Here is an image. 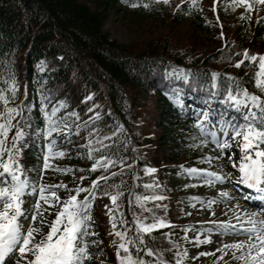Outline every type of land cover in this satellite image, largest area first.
Segmentation results:
<instances>
[{"label": "trees", "instance_id": "trees-1", "mask_svg": "<svg viewBox=\"0 0 264 264\" xmlns=\"http://www.w3.org/2000/svg\"><path fill=\"white\" fill-rule=\"evenodd\" d=\"M205 1L198 0L194 5L191 0L167 3L164 0H0V89L7 93V82L14 78L18 90L10 103L20 104L25 100L32 105L28 111L31 118L21 123V127L27 125L28 135L19 144V160L27 175L36 180L43 163L45 138L32 134L44 125L39 107L41 93L47 97L49 110L57 106L55 115L62 118L71 133L67 138L63 131L52 133L57 137L58 148L67 150L64 156L52 158V164L73 169L61 173L50 168L44 174L69 176L83 186L96 176L107 175L108 171L117 173L106 183H99L91 210L93 227L89 229L96 234L89 240L97 243L89 245L92 257L86 264H117L118 240L109 217L100 210L99 198L103 196L100 192H122L116 201L120 205L116 220L122 215L124 220L132 222V214L139 207L134 196L148 190L145 185L155 178L157 171L176 172L180 165L185 167L204 160L198 157L205 154L219 155L211 141L205 148L190 147L193 143L190 137L203 138L193 127L194 108L209 107L215 113L225 114L226 119L237 115V110L223 103L222 96L207 100L212 72L222 74L217 77L218 83L225 80L224 73H231L250 92L264 95L254 86L255 69L249 62L245 60L240 67L235 65L244 49L250 54H264V20L258 19L264 17V12L254 15L255 0H250L251 11L239 0L235 5L232 0H216L215 9L213 1L209 4ZM115 17H120L128 30L133 28L134 37L129 42L117 40L105 29L106 22ZM45 58L61 61L57 66L44 67L41 60ZM180 69L189 76L188 82L178 76ZM177 87L183 105L172 98ZM61 100L63 106L58 103ZM149 102H152V114L146 126L139 130L137 127L144 123L141 115ZM65 113L69 115L65 117ZM77 125H82L79 132ZM15 130H10L9 137ZM88 140L93 141V157H113L131 167L114 163L107 170L91 171L94 159L87 155ZM100 144L105 147L101 148ZM227 155L237 158L240 150L233 147ZM227 157L216 161L227 163ZM145 166L155 168V172H146ZM133 175L136 179H132ZM81 176L83 180L79 179ZM121 181L120 187H111ZM176 187L184 198L202 194L184 186ZM179 202L175 206L179 207ZM162 209L155 207L153 212L160 213V217H155L166 219ZM185 216L179 214L178 220L173 221L167 218L172 222L153 229L151 237L145 234L148 245L159 249L170 264L178 259L170 231L177 229L174 233L183 238L185 230L178 228L181 224H192ZM148 217L153 220V213ZM140 255L156 259L143 252Z\"/></svg>", "mask_w": 264, "mask_h": 264}, {"label": "snow or ice", "instance_id": "snow-or-ice-1", "mask_svg": "<svg viewBox=\"0 0 264 264\" xmlns=\"http://www.w3.org/2000/svg\"><path fill=\"white\" fill-rule=\"evenodd\" d=\"M164 2L167 3L168 0H164ZM191 2L194 5L198 4V0H191ZM236 2L237 0H232L233 5ZM260 2L264 3V0H260ZM215 3L216 0H213V9H215ZM239 3L244 4L251 11L252 3H250V0H239ZM132 6L135 7L136 4L133 3ZM144 6L147 7L148 5L145 4ZM240 15L244 16V13ZM258 19L264 20V17H258ZM245 60L255 69L252 74L255 88L264 94V54H250L247 49H244L241 59L235 60V65L240 67ZM184 72L185 70L180 69L178 76H182L183 80L188 82L189 76L185 75ZM221 75L218 72L211 73L209 89L211 94L207 96V100L210 102L222 96L223 103L229 108L237 110V115L226 119L225 114L215 113L209 107L194 108L193 127L203 138L190 137L193 141L190 147L204 146L211 141L214 150L219 155L212 157L210 154H205L204 157H198V159L207 160L209 163L213 159L219 160L225 153L230 152L233 147L239 148L238 161H234L232 155L227 157V162L238 168L239 176L235 179L241 184L250 185L264 191V147H261V145H264V95L250 92L243 86L242 80L231 73H224L225 80L218 83L217 77ZM7 83L9 85L7 93L4 89H0V104H2V108H0V261H4L6 264L7 259L18 253L17 264H86V261L91 260L92 257L89 245L97 243L95 240H89L90 236L96 235L94 232H90L89 229L93 227L91 210L93 201L97 196L99 183H106L109 177H113L117 173L108 171L107 175L96 176L89 185L76 184L72 188H69L63 181L56 184L44 182L45 169L51 168L61 173L72 172L73 169L68 166L61 167L52 164V158L62 157L67 151L58 148L56 144L57 137H53L52 133L59 134L63 131L66 134L65 138L70 136L71 133L69 126L63 123L62 118L55 115L58 111L57 106L53 105L49 110L45 102L47 97L41 93L39 107L44 118V125L42 128H36L32 134L41 135L45 138V151L43 152V163L38 177L36 180L31 179L20 163L21 151L19 144L28 135L25 130L27 125L21 127V123L31 118L28 111L32 108V105L25 100H22L20 104L10 103L16 98L18 83L14 78ZM225 84L226 87L223 86ZM179 93L180 89L177 87L173 89L171 95L177 104L183 105ZM88 98L85 97V99ZM58 103L63 106L64 101L61 100ZM71 114L76 115L74 112ZM68 115V113H65V117ZM95 115L98 116L99 114ZM17 116L20 119H15ZM81 126H76L77 132H79ZM12 128L16 130L9 137ZM92 131L96 132V129L93 128ZM220 133L222 135H219ZM109 135H115V133H109ZM101 139H106V137ZM92 143V140L87 141L89 145L87 155L90 157H93L95 151L91 147ZM100 147L103 148L105 145L100 144ZM93 159L94 162L90 165L93 172L98 168L107 170L109 165L114 163H119L124 168L131 167V165H124L123 160L115 161L113 157L99 156L93 157ZM133 163H135V160H133ZM179 167L191 175L206 174L199 180L200 183L210 184L217 180L226 181L232 175L231 173L224 175L221 172L210 171L208 168H184L183 165ZM145 170L146 172H155V168L147 166H145ZM79 179L83 180L84 177L81 176ZM132 179H136V176L133 175ZM122 183L123 181L119 184H113L111 187L118 188ZM187 186L185 185V187ZM145 187L151 188L153 185H145ZM59 189H64L65 192L70 194L62 198L58 194ZM82 192L85 195L80 197L79 194ZM25 195L35 196V203L30 213L32 222L26 228L22 223V219L27 218L26 210L23 207ZM100 195L109 196V199L113 202V207L118 211L120 210V205L116 201L118 197L123 195L122 192H100ZM221 195L231 198L223 190H221ZM134 199L144 210V201L164 199V197L136 194ZM213 203L214 201L210 199L208 207L211 208ZM53 206H58V210L49 223L44 213L52 211ZM105 207L108 210L112 231L118 240L115 251L117 264H170L169 261L163 258V254L159 249H154L148 245L145 238V234L151 237L153 229L169 224L170 221L155 217V213H153L152 222L147 223L145 222L146 217L141 219L133 212L132 222L124 220L121 215L119 222L122 227L118 229L116 224L113 223L117 217L113 214L112 208L107 205ZM158 207L164 206L158 205ZM234 207L236 218L213 222L216 225L215 230L222 233L240 232L246 235L248 239L221 244L220 251L231 249L233 256L240 261V264H264V208H258L256 211L251 212L245 210L241 213L238 206ZM149 211L151 210L149 209ZM44 224L48 225L46 233H43V228L40 226ZM212 230L209 229V231ZM41 233L43 234L41 235ZM194 239L198 242H208L210 237L204 236L201 240L199 233H197ZM141 252L148 256H155L156 259H145L143 255H140ZM201 254L208 255V253H198L197 255ZM186 255V249L183 252L178 251L176 257H179V259H175L171 264H181L183 256Z\"/></svg>", "mask_w": 264, "mask_h": 264}, {"label": "rangeland", "instance_id": "rangeland-1", "mask_svg": "<svg viewBox=\"0 0 264 264\" xmlns=\"http://www.w3.org/2000/svg\"><path fill=\"white\" fill-rule=\"evenodd\" d=\"M213 0H206L205 3L209 4ZM255 4V11L254 15H257L258 13L264 12V3H261L260 0L253 1ZM120 17H115L114 19H111L106 22L105 29L111 34L112 37L116 38L119 41L123 42H129L133 39L132 31L133 28L127 29L123 22H121ZM152 102L145 107V112L142 113L141 119L144 121L143 124L139 125L137 129H142L146 126V121L150 118L152 114L151 109ZM142 131V130H141ZM261 147H264V145H261ZM205 148V146L203 147ZM205 152V149H203V153ZM209 153V152H208ZM229 152L225 153L223 157L228 156ZM212 157H215V155H211ZM225 163V162H224ZM223 162H218L216 159H213L211 163H209L207 160H202L197 163H192L190 165H186L184 168L189 167H196V168H208L210 171L214 172H221L224 175H227L228 173H231L232 175L226 180V181H215L214 183H200L199 180L202 179L206 174L201 173L199 176L191 175L186 173L183 169H178L176 172L169 170V171H157V175L155 178L149 182L148 185H153V187L148 188L147 191L141 190V192L137 193L139 195L143 196H167V198L164 197V199H155L157 201H154L152 199H149L147 201H150L149 203L144 204V210L141 209L140 205L138 209L135 211L137 216H139L141 219L147 218L145 222L149 223L152 220H149L150 215L154 213L155 207L157 208L158 205H163L164 207L162 209V215L166 216L168 219L178 220L177 217L179 214H184V216L187 218L186 221L194 222L203 224V228H206V231L200 230L198 231L195 229L196 227H200L201 225L197 224H181L182 227H179L178 229L185 230V236L182 238L181 236L174 233L175 229L171 228L172 231H170L172 241L174 246L179 252H183L185 249L187 250V255L183 256L181 262L187 261L188 264H240V261L235 258L232 254L231 249H225L223 252L220 251L221 244H226L231 241L235 240H247L248 237L240 232V235H237L235 233H217L214 231H207L208 227L211 222H215L222 219H235L236 218V209L234 206H238L239 211L243 213L245 210L256 211L258 208V204L256 202H250V200H244L242 198L243 191L238 188V186H233L231 179H235L233 176L236 173L235 167H229L228 169L225 168ZM60 181L65 182L68 186H74L76 185L75 180L72 177H62L61 175L53 174L51 172H47L44 174V182L50 183V184H56ZM79 184V183H78ZM188 185L187 187H193L194 192H203L206 196L202 197L201 200L194 199L191 201H183L187 200L188 198L182 197L183 195L179 194L180 189H177L176 186H181L179 188H182V186ZM221 190L226 191L229 194V197L226 198L221 195ZM58 194L60 197H65L66 195H69V193L65 192L64 189H59ZM191 194V193H190ZM171 196V197H170ZM188 196V195H187ZM193 196V195H192ZM135 197V196H134ZM184 198L183 200H181ZM214 201L212 204V207L209 208V200ZM25 203L23 204L24 209L26 210L27 218L22 219V223L25 225V228L28 226L30 222H32L31 218V211H28L26 209L28 207V203H35V196L32 195H25L24 196ZM101 208L100 210L105 213L108 217V210L105 207L107 205L109 208H112L113 214L118 218V212L115 207H113V202L109 199V196L103 195L99 198ZM179 203V207L175 206V204ZM182 202V203H181ZM184 202V203H183ZM182 204V205H180ZM186 206V207H185ZM149 209L151 211H149ZM58 210V206H53L52 211L45 212L44 216L46 217L47 221L50 223L51 220L54 218L56 211ZM146 213V215H145ZM156 216H160V213L155 214ZM153 218V217H152ZM166 218V219H167ZM182 219V218H180ZM206 222V223H205ZM209 222V223H208ZM38 223V221H37ZM113 223L116 224V226H119V221L114 220ZM43 228V233H46L48 231V225H40ZM41 233V235L43 234ZM199 233L200 239L203 240L204 236H209L210 240L208 242H198L196 239H194ZM183 236V234H182ZM174 239V240H173ZM198 253H208V255H197ZM16 255V254H14ZM17 255H19L17 253ZM195 257V258H193ZM220 259H217V258ZM179 259V257H178Z\"/></svg>", "mask_w": 264, "mask_h": 264}]
</instances>
